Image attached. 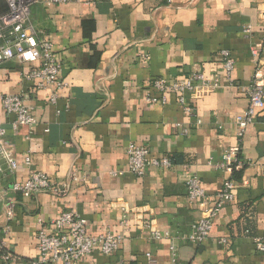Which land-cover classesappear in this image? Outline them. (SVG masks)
<instances>
[{
  "label": "crops",
  "instance_id": "1",
  "mask_svg": "<svg viewBox=\"0 0 264 264\" xmlns=\"http://www.w3.org/2000/svg\"><path fill=\"white\" fill-rule=\"evenodd\" d=\"M86 1L91 4L34 0L29 6L27 26L52 43L66 84L54 104L50 91H37L22 78L29 66L16 59L0 65V127L18 163L10 172L0 159V264L2 250L11 257L8 264H35L37 220L67 211L86 220L90 235L123 237L117 253L95 250L79 264H147L146 254L157 264H264L251 239H264V115L241 140L234 124L248 106L251 82H264V0ZM7 12L0 0V17ZM222 50L234 61L231 82L223 77ZM196 72L221 82L216 90L185 97L193 115L174 94L166 95L164 105L145 101L156 95L154 79L174 81ZM9 94L21 96L38 121L29 140L28 129L14 128V117L1 109V97ZM131 143L177 164L168 171L149 167L138 178L127 171ZM229 150L247 163L234 202L216 215L203 243L183 241L180 235H190L204 208L187 201L186 176H196L208 197L216 194L232 178L215 168ZM33 171L68 186V193L30 199L13 193L12 183ZM10 204L14 216L7 222Z\"/></svg>",
  "mask_w": 264,
  "mask_h": 264
},
{
  "label": "built area",
  "instance_id": "2",
  "mask_svg": "<svg viewBox=\"0 0 264 264\" xmlns=\"http://www.w3.org/2000/svg\"><path fill=\"white\" fill-rule=\"evenodd\" d=\"M34 0H5L8 12L0 17V65L14 59L23 65L29 66V70L22 73V78L33 84L37 91H50L49 103L54 104L59 98L61 91L66 87L60 77L61 67L55 60L53 45L46 39L39 38L37 33L27 26L29 6ZM52 4L84 3L91 4L86 0H50ZM247 34L250 29L245 30ZM259 50L254 48L251 55L255 58ZM223 77L231 82V74L234 69V61L230 53L222 50L219 53ZM148 60L147 57H144ZM221 78L214 76L208 78L202 72L192 73L186 78L169 81L165 78H157L151 82V90L156 95H146L145 101L149 104L166 103V95L174 94L178 103L188 115H193L194 109L186 103L185 97L198 89L216 90L220 87ZM248 106L242 114L234 119L237 129V138L241 140L247 128L252 125L258 116L264 115V82L254 79L247 91ZM1 109L5 116H13V127H26L29 131L26 140H29L33 130L38 126L32 110L27 107L19 95H4L1 97ZM47 132V130H46ZM187 133V130L183 131ZM5 129L0 127V159H2L10 172H15L18 163L14 156V149L5 140ZM237 150H229L223 153L222 159L215 165L218 170L229 171L240 170L244 163L237 159ZM127 171L138 178H142L149 167L168 171L174 167L169 158H152L149 151L140 145L131 143L126 149ZM24 163L30 166L29 154L25 155ZM0 168V175H1ZM83 183L85 178H79ZM186 199L189 203L200 202L203 208L202 217L192 225L190 235H180L183 241H189L199 245L210 235L214 218L222 208L235 200L236 181L229 178L224 181L219 192L208 197L196 176L188 175L185 179ZM11 191L19 194L24 199H30L39 193L49 192L53 196H65L68 186L53 185L49 177L40 172H30L26 179L15 181L11 185ZM13 205H8L5 212L7 222L14 216ZM124 225L126 221L122 222ZM121 223V224H122ZM39 226L36 232L38 256L35 264H79L81 260L99 250L102 255H113L117 253L123 237L120 234L106 232L99 235H90L87 232V222L77 214L67 211L61 213L54 219L43 222L37 220ZM151 228L150 225L144 227ZM245 236L250 232L246 230ZM151 237L160 238L157 231H152ZM255 250L264 254V239L252 237ZM226 241H223L225 243ZM3 249V247H2ZM147 264H157L150 255H145ZM1 258L5 264L11 261L7 253H2ZM172 261L175 263L174 249L172 250Z\"/></svg>",
  "mask_w": 264,
  "mask_h": 264
},
{
  "label": "trees",
  "instance_id": "3",
  "mask_svg": "<svg viewBox=\"0 0 264 264\" xmlns=\"http://www.w3.org/2000/svg\"><path fill=\"white\" fill-rule=\"evenodd\" d=\"M170 159V158H169ZM237 159L238 160H242L239 153L237 154ZM171 161L174 163V164H177V161L174 159L171 158ZM247 166V163H244L243 167L240 169V170H235V168L232 169V179L236 182H240V178H241V174H242V171L244 170V168ZM2 253H5L4 250L1 251Z\"/></svg>",
  "mask_w": 264,
  "mask_h": 264
}]
</instances>
